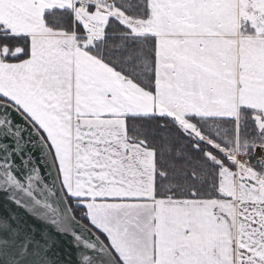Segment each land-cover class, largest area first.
<instances>
[{"label":"snow or ice","instance_id":"snow-or-ice-1","mask_svg":"<svg viewBox=\"0 0 264 264\" xmlns=\"http://www.w3.org/2000/svg\"><path fill=\"white\" fill-rule=\"evenodd\" d=\"M0 264H264V0H0Z\"/></svg>","mask_w":264,"mask_h":264}]
</instances>
